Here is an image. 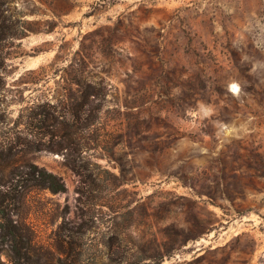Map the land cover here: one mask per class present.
Segmentation results:
<instances>
[{
	"label": "rangeland",
	"instance_id": "374dc122",
	"mask_svg": "<svg viewBox=\"0 0 264 264\" xmlns=\"http://www.w3.org/2000/svg\"><path fill=\"white\" fill-rule=\"evenodd\" d=\"M7 163L0 264H264V0H0Z\"/></svg>",
	"mask_w": 264,
	"mask_h": 264
},
{
	"label": "trees",
	"instance_id": "16d2710c",
	"mask_svg": "<svg viewBox=\"0 0 264 264\" xmlns=\"http://www.w3.org/2000/svg\"><path fill=\"white\" fill-rule=\"evenodd\" d=\"M21 168H14L11 163L0 165V244L11 263L29 259L31 249L29 229L23 222L12 220V207L20 208L21 196L27 190L43 188L56 193L65 189L56 175L42 167L24 163ZM15 181L20 190L12 188Z\"/></svg>",
	"mask_w": 264,
	"mask_h": 264
}]
</instances>
